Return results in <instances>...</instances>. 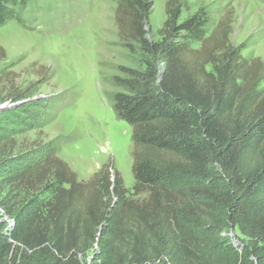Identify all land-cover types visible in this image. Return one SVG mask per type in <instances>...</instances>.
Masks as SVG:
<instances>
[{
    "label": "trees",
    "instance_id": "16d2710c",
    "mask_svg": "<svg viewBox=\"0 0 264 264\" xmlns=\"http://www.w3.org/2000/svg\"><path fill=\"white\" fill-rule=\"evenodd\" d=\"M27 1L0 0V26ZM151 6L119 0L115 10L139 60L113 76L130 190L118 172L110 179L111 163L84 182L56 145L19 148L39 103L24 100L32 91L1 99L22 102L0 108V264H264V65L230 44V23L181 19L175 0L150 40Z\"/></svg>",
    "mask_w": 264,
    "mask_h": 264
},
{
    "label": "rangeland",
    "instance_id": "374dc122",
    "mask_svg": "<svg viewBox=\"0 0 264 264\" xmlns=\"http://www.w3.org/2000/svg\"><path fill=\"white\" fill-rule=\"evenodd\" d=\"M152 3L145 29L150 40L165 19L167 0ZM180 18L195 13L209 27L230 23L229 42L241 56L264 65V0H175ZM119 0H29L15 7L17 20L0 26V101L12 91L31 93L37 114L17 135V144H54L80 181L104 164L133 185L130 127L112 109L120 66H138L121 43L115 21ZM264 88V82L261 84ZM23 100V101H24ZM22 102V101H21ZM13 103L2 101L0 106ZM114 180V174L110 178ZM143 199L144 195L138 196ZM1 214V210H0ZM93 250L84 258L92 259Z\"/></svg>",
    "mask_w": 264,
    "mask_h": 264
},
{
    "label": "water",
    "instance_id": "95a60500",
    "mask_svg": "<svg viewBox=\"0 0 264 264\" xmlns=\"http://www.w3.org/2000/svg\"><path fill=\"white\" fill-rule=\"evenodd\" d=\"M21 103V101H18V102H14V103H10V104H5V105H3V106H0V108H11V107H15V106H17L18 104H20Z\"/></svg>",
    "mask_w": 264,
    "mask_h": 264
}]
</instances>
